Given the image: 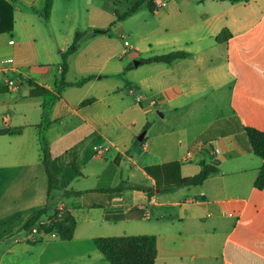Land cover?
<instances>
[{
  "label": "crops",
  "instance_id": "1",
  "mask_svg": "<svg viewBox=\"0 0 264 264\" xmlns=\"http://www.w3.org/2000/svg\"><path fill=\"white\" fill-rule=\"evenodd\" d=\"M4 1L13 28L0 33V264H110L95 239L140 235L156 237L157 264H264V189L255 187L263 160L245 131L264 132V0H161L160 10L148 0L108 34L96 31L117 20L116 3L131 9L143 0H52L48 16V0ZM224 31L231 37L219 41ZM78 33L67 81L94 79L64 90L48 131L58 216L74 217V238L8 240L47 202L44 100L30 96L29 81L55 90ZM174 51L189 56L140 64ZM170 163L184 178L202 163L217 172L201 185L161 190L146 169ZM123 182L122 192L88 193ZM67 190L87 193L65 198Z\"/></svg>",
  "mask_w": 264,
  "mask_h": 264
},
{
  "label": "trees",
  "instance_id": "2",
  "mask_svg": "<svg viewBox=\"0 0 264 264\" xmlns=\"http://www.w3.org/2000/svg\"><path fill=\"white\" fill-rule=\"evenodd\" d=\"M143 0L134 5L131 10L124 15L118 14L117 20L105 31H96L99 34H108L119 22L134 14L141 6ZM231 3L247 2L248 0H226ZM152 2L149 6L152 7ZM52 8V0H48L46 7V15L50 14ZM9 22V23H8ZM9 24V25H8ZM4 25L7 28L4 29ZM0 33L12 30L13 28V7L4 0H0ZM231 37L228 31H224L219 35L218 40H228ZM84 33H78L73 39L72 44L63 54V74L62 79L56 86L55 90H49L38 85L33 81H29V86L32 88L30 96L33 98H43V115L42 122L39 126V143L42 151V163L44 166L47 179V202L45 206L37 213L32 215L18 230L8 238L27 237L35 232H44L46 234H55L56 237L65 241H70L74 238L76 221L69 212H63L58 216L57 210L58 200L55 199L54 193L61 190L59 176L53 169V153L48 138V131L52 125L50 112L55 103L61 98L62 93L69 87H82L88 82L92 81L94 77L81 78L73 83L67 81V74L69 73V57L75 54L80 46ZM189 56L186 52L174 51L164 55L152 57L149 59L140 60V64L165 63L172 64L177 60L185 59ZM90 99L82 103V106L93 103ZM146 131V130H145ZM248 133L251 145L255 155L263 160V166L259 171L255 187L259 190L264 189V132L257 129L245 127ZM146 172L155 181L156 185L161 190H173L176 188L201 185L210 175L217 172V170L205 163L201 164V171L193 176L184 178L181 176V166L179 163H170L149 167ZM125 184L121 183L116 188L110 189H95L89 192H122L126 189ZM129 189L139 190L138 187L129 186ZM87 192H77L74 190H67L63 192L65 198L72 196H81ZM95 244L98 250L105 256L110 264H157V239L152 235L140 236H121L95 239Z\"/></svg>",
  "mask_w": 264,
  "mask_h": 264
},
{
  "label": "built area",
  "instance_id": "3",
  "mask_svg": "<svg viewBox=\"0 0 264 264\" xmlns=\"http://www.w3.org/2000/svg\"><path fill=\"white\" fill-rule=\"evenodd\" d=\"M153 2H154V5H155V9L156 10H160V9H162L165 6L164 2L161 1V0H153ZM125 44H126V46L129 45L128 42H126ZM3 64H4V70H5V72L6 73H9L11 71V67L13 65L12 61L6 60V61L3 62ZM6 84L10 88H12V89H17L18 88V85H19L17 83V80L16 79H11L8 76L6 78ZM213 153L216 154L217 153V150H213ZM193 159H194V154L192 152L188 151L186 153V155H185L184 161H192Z\"/></svg>",
  "mask_w": 264,
  "mask_h": 264
},
{
  "label": "rangeland",
  "instance_id": "4",
  "mask_svg": "<svg viewBox=\"0 0 264 264\" xmlns=\"http://www.w3.org/2000/svg\"><path fill=\"white\" fill-rule=\"evenodd\" d=\"M117 4V9L119 10V13H120V15H124L126 12H127V10H131V9H127V8H130V7H123V6H120L118 3H116ZM80 9H81V7H82V4H80ZM57 15V14H56ZM79 17H80V20H79V22L81 23V22H83V21H85V19H86V15H84V14H81V11L80 12H78V14H77ZM73 18H76V13L75 12H73ZM124 164V163H123ZM128 163L127 164H125V169L122 171L123 172V174H124V179L126 180L127 179V177H128V175H127V170L126 169H128ZM122 172H121V170L119 171V178L121 177V174H122ZM93 182L95 181V180H92ZM93 182H92V184H93ZM137 182V184H143V182H141V181H136ZM58 197L55 195V199H57Z\"/></svg>",
  "mask_w": 264,
  "mask_h": 264
}]
</instances>
